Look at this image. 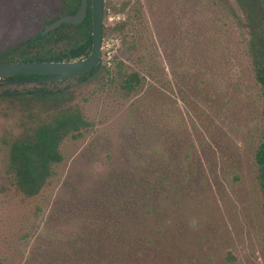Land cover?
<instances>
[{"label": "rangeland", "instance_id": "rangeland-1", "mask_svg": "<svg viewBox=\"0 0 264 264\" xmlns=\"http://www.w3.org/2000/svg\"><path fill=\"white\" fill-rule=\"evenodd\" d=\"M61 1L0 0V46L43 28ZM103 8V69L0 83L16 90L0 95V264H264L263 95L249 47L264 40V7L251 20L234 0ZM124 71L142 82L124 89ZM64 111L84 123L59 137L60 160L26 195L10 144Z\"/></svg>", "mask_w": 264, "mask_h": 264}, {"label": "trees", "instance_id": "trees-1", "mask_svg": "<svg viewBox=\"0 0 264 264\" xmlns=\"http://www.w3.org/2000/svg\"><path fill=\"white\" fill-rule=\"evenodd\" d=\"M247 13L248 19H252V13L257 7H264V0H234ZM79 0H62L57 15L50 17L45 21V25L60 15V13L72 12ZM228 0H223V3ZM103 8V17H104ZM89 10L81 22L73 26L64 35H60V25L56 28L41 34L43 28L20 39L16 42L5 43L0 46V63L7 61H60L62 59H71L84 56L88 53L91 44ZM121 29L122 25H118ZM68 38L67 44L63 48L53 49V45L60 42L62 37ZM249 47L252 52V68L255 81L261 86L263 95V112H264V40L259 36H252L249 41ZM120 66V62L117 67ZM100 66L99 61L87 72L82 73L75 78H85L94 75ZM33 76H42L40 74L14 75L8 78H30ZM142 79L137 73L132 71L123 72L122 87L130 90L139 85ZM149 90V89H148ZM28 93L35 97L53 96L54 92L47 91L44 95H37L33 90ZM50 93V94H49ZM55 97V96H54ZM84 122L75 112H61L52 122L38 130H35L31 136L16 140L10 144L8 154V168L15 178L17 188L26 195H34L43 185L47 177L51 174V164L60 160V154L57 150V141L63 133L77 130ZM255 163L258 166L259 185L263 193L262 206L264 209V132L262 140L255 150ZM167 170V168H166ZM163 170V173H166ZM155 182H165V176H159ZM143 206L149 209V203L144 201Z\"/></svg>", "mask_w": 264, "mask_h": 264}, {"label": "water", "instance_id": "water-1", "mask_svg": "<svg viewBox=\"0 0 264 264\" xmlns=\"http://www.w3.org/2000/svg\"><path fill=\"white\" fill-rule=\"evenodd\" d=\"M87 0H80L79 6L73 14H64L47 23L41 34H44L62 22L77 24L85 15ZM102 12L103 0H90L91 20V45L86 56L71 61H7L0 63V78L17 74H53L42 80H60L72 78L87 72L98 61L100 56V43L102 34ZM22 81V80H19ZM15 89L2 93L6 96H13ZM36 94H45L44 90H36ZM264 169V165H263Z\"/></svg>", "mask_w": 264, "mask_h": 264}, {"label": "flooded vegetation", "instance_id": "flooded-vegetation-1", "mask_svg": "<svg viewBox=\"0 0 264 264\" xmlns=\"http://www.w3.org/2000/svg\"><path fill=\"white\" fill-rule=\"evenodd\" d=\"M80 1V0H79ZM61 3H62V1H61ZM61 3H60V5H61ZM78 6H79V2H78V4H77V6H76V8L72 11V12H66V13H60V15L59 16H61V15H64V14H73L75 11H76V9L78 8ZM89 10V17H90V0H87V4H86V9H85V15H84V17L87 15V11ZM58 17V16H57ZM56 17V18H57ZM83 17V18H84ZM83 18L81 19V21L83 20ZM55 19V18H54ZM53 19V20H54ZM102 19H103V12H102ZM52 21V20H51ZM81 21H79V22H81ZM78 22V23H79ZM77 23V24H78ZM74 25H76V24H71V23H66V22H62V23H60V35H64L63 33L64 32H67L68 33V31L70 30V29H73V26ZM90 25H91V20H90ZM90 32H91V26H90ZM67 41H68V38H65L64 36L62 37V39L60 40V45L62 44L63 45V47L67 44ZM101 44V43H100ZM91 45V44H90ZM62 46H61V48H63ZM60 48V49H61ZM89 52V51H88ZM87 55V54H86ZM86 55H84V56H86ZM83 55L82 56H79V57H76V58H71V59H67V60H65V59H62V60H60V61H71V60H78V59H80V58H82V57H84ZM100 57V56H99ZM99 60V59H98ZM18 75V74H17ZM20 75H25V74H20ZM40 75H42V76H33V77H30V78H21V77H18V78H8L9 76H6V77H2V78H0V83H6V84H23V83H28V84H38V83H42V82H47V81H45V80H42V79H44V78H47V77H49V76H51V75H53V74H46V73H44V74H40ZM79 75H81V74H79ZM78 75V76H79ZM11 76H14V75H11ZM65 79H67V78H65ZM19 80H22V81H19ZM60 80H62V79H60ZM49 81H55V80H49ZM34 92L36 91V90H40V89H32ZM8 91V90H7ZM7 91H2V92H0V95H3L2 93H5V92H7ZM10 91V90H9ZM25 91H28V90H25ZM47 91H45V93H46ZM36 94V93H35ZM38 95V94H37ZM44 95V94H43ZM6 96V95H5Z\"/></svg>", "mask_w": 264, "mask_h": 264}]
</instances>
